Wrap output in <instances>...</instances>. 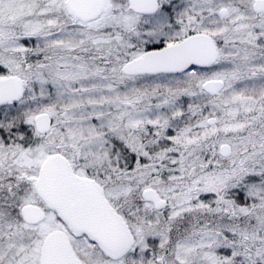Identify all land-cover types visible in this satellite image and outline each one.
<instances>
[{
    "label": "snow or ice",
    "instance_id": "6c2138e0",
    "mask_svg": "<svg viewBox=\"0 0 264 264\" xmlns=\"http://www.w3.org/2000/svg\"><path fill=\"white\" fill-rule=\"evenodd\" d=\"M0 264H264V0H0Z\"/></svg>",
    "mask_w": 264,
    "mask_h": 264
}]
</instances>
